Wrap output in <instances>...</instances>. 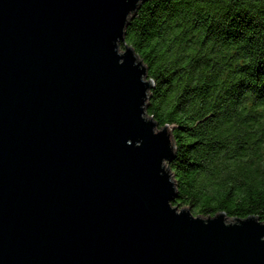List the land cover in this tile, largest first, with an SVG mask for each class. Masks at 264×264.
<instances>
[{"label":"water","instance_id":"obj_1","mask_svg":"<svg viewBox=\"0 0 264 264\" xmlns=\"http://www.w3.org/2000/svg\"><path fill=\"white\" fill-rule=\"evenodd\" d=\"M146 0H0V264H264V222L173 205L169 125L126 44Z\"/></svg>","mask_w":264,"mask_h":264},{"label":"trees","instance_id":"obj_2","mask_svg":"<svg viewBox=\"0 0 264 264\" xmlns=\"http://www.w3.org/2000/svg\"><path fill=\"white\" fill-rule=\"evenodd\" d=\"M172 129L173 205L264 222V0H146L125 29Z\"/></svg>","mask_w":264,"mask_h":264},{"label":"rangeland","instance_id":"obj_3","mask_svg":"<svg viewBox=\"0 0 264 264\" xmlns=\"http://www.w3.org/2000/svg\"><path fill=\"white\" fill-rule=\"evenodd\" d=\"M124 48H125V47H122V46H121V50H124ZM170 128H171V127H170ZM191 211H192V210H191ZM230 219H232V218H229V220H230Z\"/></svg>","mask_w":264,"mask_h":264}]
</instances>
